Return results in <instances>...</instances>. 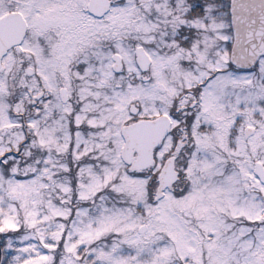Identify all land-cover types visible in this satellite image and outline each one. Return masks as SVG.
Wrapping results in <instances>:
<instances>
[{"label": "snow or ice", "instance_id": "snow-or-ice-1", "mask_svg": "<svg viewBox=\"0 0 264 264\" xmlns=\"http://www.w3.org/2000/svg\"><path fill=\"white\" fill-rule=\"evenodd\" d=\"M0 264H264V0H0Z\"/></svg>", "mask_w": 264, "mask_h": 264}]
</instances>
